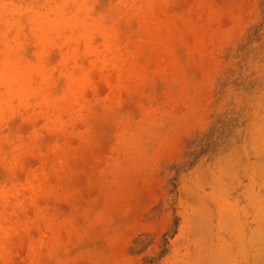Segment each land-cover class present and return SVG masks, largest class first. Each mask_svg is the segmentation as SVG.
<instances>
[{"label":"rangeland","instance_id":"obj_1","mask_svg":"<svg viewBox=\"0 0 264 264\" xmlns=\"http://www.w3.org/2000/svg\"><path fill=\"white\" fill-rule=\"evenodd\" d=\"M1 53L0 264H264V0H0Z\"/></svg>","mask_w":264,"mask_h":264},{"label":"bare ground","instance_id":"obj_2","mask_svg":"<svg viewBox=\"0 0 264 264\" xmlns=\"http://www.w3.org/2000/svg\"><path fill=\"white\" fill-rule=\"evenodd\" d=\"M61 15V14H60ZM79 22V25L81 27V34L85 35L87 32V27L83 23L84 21ZM146 22V21H145ZM40 64H37L33 67H27V72L29 70L32 73H35L38 78L41 80V83H44L46 81V77L48 75V66L46 64H42V57L38 56ZM22 66V64H19L16 59L12 57V53H9L8 56L4 55V53L0 54V80L3 84V87L5 91H13L16 90L17 92H26L29 94H38L41 99L48 104V100H51V97L47 96L46 90L43 88L40 89L41 83L38 86L31 85L29 82L24 81V79L17 78L16 71ZM67 70L64 72V74L67 77V89L63 94V107L62 110L64 112H67L69 110V104L72 102L73 110L76 107H80L81 101L78 97V92L80 90V85L83 83V80L85 79V74L78 72L75 70V68H66ZM6 101L0 102V113L2 112V104H6ZM44 113L47 123L50 128L52 129H61L63 126L64 121L61 120V117L59 115L56 116H49L48 110ZM65 124V123H64ZM22 146H14V149L21 150ZM54 153L53 160H50V166L54 170H57L60 165V160L65 157V154L62 150H60L59 147L56 146V148L52 149ZM28 190L32 193L37 191V187L35 182L29 181L27 186ZM14 192H18L19 190H13ZM17 194V193H16ZM2 219V216L0 220ZM3 230H7V228H3ZM10 231L14 230V227L11 226L9 228ZM264 243V241H263ZM264 246V245H263ZM262 246V247H263ZM260 250L262 251V248L260 247ZM254 252V249L252 250ZM257 250L254 252V255L256 254ZM257 257L259 254H256Z\"/></svg>","mask_w":264,"mask_h":264}]
</instances>
